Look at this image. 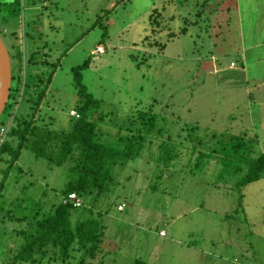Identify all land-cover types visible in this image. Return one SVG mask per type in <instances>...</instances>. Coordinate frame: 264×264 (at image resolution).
Here are the masks:
<instances>
[{
  "label": "rangeland",
  "instance_id": "1",
  "mask_svg": "<svg viewBox=\"0 0 264 264\" xmlns=\"http://www.w3.org/2000/svg\"><path fill=\"white\" fill-rule=\"evenodd\" d=\"M117 1L20 0L16 19L15 5L0 8V37L7 49L2 33L18 32L26 53L30 41L25 35L35 38L41 33L49 61L61 59L40 113L35 112L38 126L52 132L70 130L85 100L77 94L72 69L87 60L81 84L108 115L98 123L101 130L115 138L119 128L126 133L128 119L137 110H151L166 117L167 122L158 123L166 132L162 139L171 135L180 146V161L187 163L170 180L158 177L154 140L138 158L114 169L106 199H81L84 207L73 212L72 220L85 219L90 211L104 215L103 250L89 264H264V178L238 188L237 177L222 173L211 156L194 167L188 159L198 154H191L183 130L198 127V135L209 130L207 140L214 131L257 134L258 149L264 153L262 114L249 122L246 112L254 114L246 92L249 80L264 76V46L248 51L253 44L264 45V0H210L202 9L203 0H125L113 8ZM153 12L159 13L161 33L151 34ZM169 32L178 35L169 38ZM148 35L150 43L165 44V49L149 46ZM97 44L106 51L94 57L91 50ZM242 68L246 80L235 76H242ZM42 70L31 72L33 83L39 84L19 98L31 101L24 110L15 106L14 114L27 119L33 114L28 109L46 86L47 75L42 83L37 80ZM10 125L15 126L12 118L0 131V143L7 139ZM0 157V207L8 209L0 212V253L11 251L12 256L21 242L15 233L21 224L12 221L9 207L24 213L39 205L48 212L63 200L72 175L67 166H53L23 149L6 178L10 157Z\"/></svg>",
  "mask_w": 264,
  "mask_h": 264
},
{
  "label": "trees",
  "instance_id": "2",
  "mask_svg": "<svg viewBox=\"0 0 264 264\" xmlns=\"http://www.w3.org/2000/svg\"><path fill=\"white\" fill-rule=\"evenodd\" d=\"M123 1L125 0H118L115 5L118 6ZM207 3L208 1L204 2V6ZM7 4L15 5L12 18H18L20 0H0V8ZM157 14L159 15L153 12L150 15L149 23L153 26L151 34L162 32L160 16H156ZM184 32L185 30L182 29L180 34ZM2 34L8 39L12 86L9 101L3 117L0 118V131L6 126L7 119L12 118V122L15 123V126L10 125L8 128L7 139L0 143V156L6 153L10 157L8 159L10 166L6 167L4 172L6 178L21 151L27 149L32 151L36 158H41L53 166L68 167L72 178L63 191V199L74 193L80 201L83 198H90L92 203H96L108 197L114 181V169L123 168L130 160L138 158L145 148L150 149L154 140L158 142L155 146L157 155L153 158L155 168L159 169L158 177L169 176L168 180H170L179 175L180 168L187 163L180 161V146L171 141V135L169 139H162L166 132L159 127L158 123L167 122L166 117L156 115L151 110L147 112L137 110L136 115L128 119L126 133L123 134L122 128H119L115 134L116 137L111 139L108 131L101 130L98 123L104 121L108 115L101 110L102 103L88 94L81 84L80 72L88 67L87 60L83 65L72 69L75 74L74 86L78 91L77 94L85 100L81 102L77 112L78 118H75V123L70 130L52 132L47 126H38L35 112L40 113L39 107L52 84L61 59L55 62L49 61L48 44L42 41L41 33L35 38L29 33L25 35L30 41L27 53L18 43V32L7 31L6 34ZM176 35L178 34L174 32L168 33L169 38ZM147 38L149 42V35ZM149 44V46L156 45L160 51L165 49V44L158 42H149ZM34 70L44 72L37 77L40 83L47 75L46 86L38 94V101L32 102L33 106L29 107L28 110H33V114L27 119V116L25 118L23 114L16 115L12 111L15 106H21L24 110L27 108V103L31 101L24 98L25 102H23V100L19 101V98L22 99L23 96L30 94L29 91L34 84L33 77H35L31 72ZM38 84L39 82L34 86ZM190 128L186 127L183 130L187 133L185 139L192 145L191 154H198L194 159L192 157L188 159L194 167H198L206 155L211 156L210 160L217 161L222 173L230 177L234 176V179L237 177L235 183L238 188L264 178V153L258 149L257 134L251 135L247 132L234 134L225 131L212 134L211 140H207L208 130L204 132V135H198L194 132L195 127ZM197 129L200 128L197 127ZM14 141L17 142L15 148L12 146ZM202 145L205 147L203 148ZM165 171L168 174H164ZM4 180L5 178L2 179L3 185ZM82 207L84 204H81L79 208ZM2 208L0 207V212L8 210ZM9 208H12V210L9 209L12 221L21 224V229L15 232L21 242L12 256L9 255L11 251L0 253V264H89L102 253L105 226L102 222L104 215L101 212L90 211L87 218L74 221L72 220L73 212L78 208L71 203H63V200L48 212L39 205L24 209V213H17L14 205Z\"/></svg>",
  "mask_w": 264,
  "mask_h": 264
},
{
  "label": "crops",
  "instance_id": "3",
  "mask_svg": "<svg viewBox=\"0 0 264 264\" xmlns=\"http://www.w3.org/2000/svg\"><path fill=\"white\" fill-rule=\"evenodd\" d=\"M206 1L209 2L210 0H203L202 2L204 3ZM112 3L113 2H110L109 4L112 5ZM123 3H125V2H123ZM203 3L200 4V7L199 8L202 9L203 7H205ZM116 7H118V6L115 5L113 8H116ZM107 21H109V19H107ZM128 26H129V24H128ZM99 46H101V47L104 48V52L101 53V54H104L105 51H106L105 47L102 46V44H97V46L94 49L91 50V55H93V56L95 55L94 57H96V55H100V53H98V54H94L93 53L97 49V47H99ZM262 46H264V45L253 44V45H251V46L248 47V51H250L252 49H255V48H263ZM244 51H247V47H244ZM129 57H131V55H129ZM243 59H244L243 60L244 61V64H247L244 56H243ZM235 67H236V64H234V62L231 61L230 62V65H229V68L230 69L232 68V70H234ZM245 70H246V68H242V71H243L242 72V76H238V75H235V74L234 75L237 76V77H243L246 80L247 79V75H246V71ZM258 79H260V80H256V76L253 75V78H250V80H249V81L252 80V83L250 85H248V88H246L247 89L246 90L247 95L249 96L248 97V105H250L251 107H253L252 108V113H254L251 116L250 112L246 109L247 117H248L249 122L250 121L251 122L256 121L253 118H255V115L256 114H259V112L262 114L261 115L263 117L262 120H264V114H263L264 113V76L261 77V78H258ZM249 89H254V90L251 91L252 93H249ZM250 126L252 127V125H250ZM207 132H209V130ZM215 133H217V132H215V131L212 132V134H215ZM252 135H254V134H252ZM123 206H124L123 203L122 204H119L118 205V210H122ZM161 232H162L161 233L162 235L161 234L160 235L161 236H164V232L163 231H161Z\"/></svg>",
  "mask_w": 264,
  "mask_h": 264
},
{
  "label": "water",
  "instance_id": "4",
  "mask_svg": "<svg viewBox=\"0 0 264 264\" xmlns=\"http://www.w3.org/2000/svg\"><path fill=\"white\" fill-rule=\"evenodd\" d=\"M12 86V66L9 51L0 37V118L7 106Z\"/></svg>",
  "mask_w": 264,
  "mask_h": 264
},
{
  "label": "built area",
  "instance_id": "5",
  "mask_svg": "<svg viewBox=\"0 0 264 264\" xmlns=\"http://www.w3.org/2000/svg\"><path fill=\"white\" fill-rule=\"evenodd\" d=\"M102 52H103L102 47H97V49L93 53L98 54V53H102ZM1 130H3V129H1ZM63 203H65V204L71 203L76 208L81 207V204H82L80 199L74 193H71L66 198H64Z\"/></svg>",
  "mask_w": 264,
  "mask_h": 264
}]
</instances>
